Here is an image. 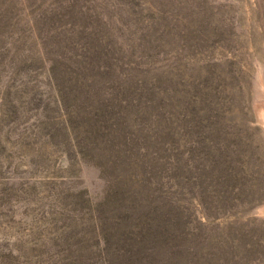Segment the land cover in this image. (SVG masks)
Wrapping results in <instances>:
<instances>
[{
  "label": "rangeland",
  "instance_id": "obj_1",
  "mask_svg": "<svg viewBox=\"0 0 264 264\" xmlns=\"http://www.w3.org/2000/svg\"><path fill=\"white\" fill-rule=\"evenodd\" d=\"M0 264H264V0H0Z\"/></svg>",
  "mask_w": 264,
  "mask_h": 264
}]
</instances>
